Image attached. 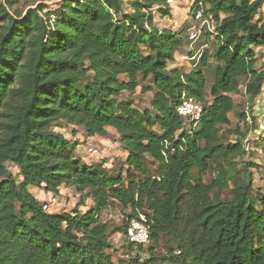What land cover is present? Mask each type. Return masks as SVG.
<instances>
[{
	"label": "trees",
	"instance_id": "1",
	"mask_svg": "<svg viewBox=\"0 0 264 264\" xmlns=\"http://www.w3.org/2000/svg\"><path fill=\"white\" fill-rule=\"evenodd\" d=\"M16 3L0 2V264H264V194L254 193L247 168L233 187L228 181L245 134L227 130L238 139L226 143L220 133L240 79L249 105L237 114L244 125L264 84V66L256 67L264 0H194L187 16L200 3L211 27L202 29L198 60L197 48L188 53V68L173 64L190 23L154 22L155 14L172 15L166 0H61L24 13ZM141 81L153 112L121 98ZM182 94L202 105L190 125L175 111ZM66 126L86 137L115 130L126 175L75 157L72 141L55 129ZM62 187L92 205L84 213L46 212L30 191L57 195ZM113 206L122 224L102 221ZM139 214L148 244L126 240L133 255L114 261L111 235L124 237Z\"/></svg>",
	"mask_w": 264,
	"mask_h": 264
},
{
	"label": "rangeland",
	"instance_id": "2",
	"mask_svg": "<svg viewBox=\"0 0 264 264\" xmlns=\"http://www.w3.org/2000/svg\"><path fill=\"white\" fill-rule=\"evenodd\" d=\"M2 1L4 0H0V2ZM60 1L61 0H16V7L23 13L29 8H34L44 4L48 9H54L57 7L58 2ZM193 2L194 0H174L173 6L170 7L172 15L161 18L158 14H155L154 22L158 26H177L175 28L185 26L189 23H195L192 19V15L187 16L189 8ZM262 12L264 14V5L262 7ZM173 21H175L177 25H172ZM204 26V28H207V25ZM185 48L183 47V50L181 49L179 52L180 54H177L178 58L181 55L186 57V59L180 60L178 65H184V67L188 68L192 65L193 62L190 61L188 53L193 49H190L188 45H185ZM256 53L258 55L256 67L261 68L262 66H264V47L256 49ZM215 66V61L211 60L209 66L205 70L208 87V90L205 94L206 102L211 101V98L209 96V88L213 84ZM244 83V78H241L239 81L238 91L231 94L234 101V111L228 114L230 119L229 126H221L220 131V133L223 134L224 141L226 143H233L236 141V139H238L235 134L227 133V130H234L236 127H240L242 134H245L242 139L244 152L231 158L230 160L233 162V175L228 178V181L230 186L233 187L237 180L242 176L241 171H243L244 168H247L252 175L254 193L258 194L256 192L258 190L261 192V194H264V133L259 131L257 126V118L264 108V104L261 105V95H259L256 98L258 104L256 103V101H254L253 106L250 108L251 112H249V118L251 119V115L256 117L255 125L251 123V120L249 118L248 123L245 125L239 121L237 114L242 110H245L246 112H248L249 110V105L247 103L248 97L245 95ZM143 84L146 85L148 84V82L141 81L140 86L136 88L134 93L128 94L124 92L121 95V98H127L131 100L132 104L139 110L149 109L151 110V112H153L150 106L152 94L150 92L140 91V87ZM153 128L156 131L158 130L157 125H155ZM55 129L59 132H62L68 139L72 141L73 146L75 147L74 155L75 157L80 158L82 162H91V164L99 163L97 161L98 159L91 158L88 155L87 151V148L89 146H96L101 150L103 159H101L100 162H105L104 166L106 170L116 173L122 170V175H126L127 166L124 159L125 153L124 149L118 142V135H116L117 133L115 130L112 132H107L106 135H97L95 137L88 138L84 135V131L81 128L75 129L71 126H66L55 127ZM148 165L152 167L154 163H152V161H149ZM7 167L12 172V174L16 178H18V169L11 163H8ZM203 180L209 183L212 180L211 173L205 174ZM32 193L37 199L41 200L42 202L46 200V202L49 203L50 209L48 210V212L51 213H60L63 211L70 212L74 209H77L80 212L84 213L91 206L90 199H84L82 203L79 195L76 194L72 188L62 187L57 195H53V193L51 192H47V194H45L46 192L41 189H32ZM122 218L123 213L121 212V209L113 206V208H110V210L102 215L101 219L102 221L107 222L109 225H117L122 224ZM110 242L112 244V248L109 249L108 252L112 254V258L114 261H117L119 258H127L128 256L133 255V251H129L127 245L128 242L122 236V234L117 233L111 235Z\"/></svg>",
	"mask_w": 264,
	"mask_h": 264
},
{
	"label": "built area",
	"instance_id": "3",
	"mask_svg": "<svg viewBox=\"0 0 264 264\" xmlns=\"http://www.w3.org/2000/svg\"><path fill=\"white\" fill-rule=\"evenodd\" d=\"M174 0H166V4L171 7L173 6ZM200 5V3H199ZM196 6L192 10V19L195 23H190L188 29H187V41L188 46L190 49L195 48V44L198 42V40L201 38L202 29L205 27L204 25H207L206 27L210 29L211 26L209 25V20L206 19V17L203 14V10L200 6ZM188 18V17H187ZM177 25L175 21L172 22V25ZM177 26H171V29H176ZM206 47V45L199 46L195 51V58L198 60V58L202 54V50ZM188 58V57H187ZM182 59H186L185 56L182 57ZM176 113L182 118L183 123L185 125H190L193 122H196L202 113V105L197 102L192 97L187 96L186 94H182L180 102L175 107ZM257 126L258 130L264 133V108L259 114V117L257 118ZM88 155L91 158L98 159L97 161L100 162L102 157L101 150L96 146H89L87 148ZM91 163V162H90ZM42 209L46 212H48L49 203L44 201L42 203ZM124 238L131 243H134L135 245H141L146 246L149 242V227L145 223V216L143 214H139L137 217L130 218L128 220V224L126 227V232L124 234Z\"/></svg>",
	"mask_w": 264,
	"mask_h": 264
},
{
	"label": "crops",
	"instance_id": "4",
	"mask_svg": "<svg viewBox=\"0 0 264 264\" xmlns=\"http://www.w3.org/2000/svg\"><path fill=\"white\" fill-rule=\"evenodd\" d=\"M157 25V24H156ZM158 26V25H157ZM159 28H170V27H167V26H158ZM206 40V38L205 37H201L199 40H198V42L194 45L195 46V48H198L199 46H200V44H201V42L202 41H205ZM184 48H185V46H184ZM263 48V47H262ZM186 49V48H185ZM181 50V49H180ZM183 50V49H182ZM180 51H178L176 54H175V63L173 64V65H175V66H178L179 67V61L180 60H184V59H182V57H183V55H181L179 58H178V55L180 54L179 53ZM178 54V55H177ZM182 66H184V65H182ZM121 77H123V76H121ZM260 99H261V105L262 104H264V84H263V86H262V90H261V93H260ZM255 101H256V99H255ZM256 103L258 104V102L256 101ZM264 107V106H263ZM76 129H79V128H76ZM82 129V128H81ZM112 131H114L112 128H110V127H108L107 128V132H112ZM117 135V134H116ZM97 136V135H96ZM95 137V136H94ZM89 138V137H88ZM119 142V141H118ZM120 144V143H119ZM121 146V145H120ZM124 153H125V158L124 159H126V156H127V153H126V151L124 150ZM32 189H36V188H31L30 189V191L32 192ZM45 194H47V192L45 193ZM41 201V200H40ZM46 201V200H45ZM90 202H91V205H92V201L90 200Z\"/></svg>",
	"mask_w": 264,
	"mask_h": 264
}]
</instances>
